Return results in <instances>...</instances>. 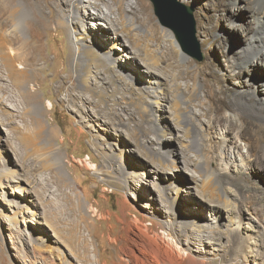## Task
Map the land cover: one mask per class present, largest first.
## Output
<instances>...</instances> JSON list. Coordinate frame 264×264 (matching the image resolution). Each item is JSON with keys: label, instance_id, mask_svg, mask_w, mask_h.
<instances>
[{"label": "rangeland", "instance_id": "1", "mask_svg": "<svg viewBox=\"0 0 264 264\" xmlns=\"http://www.w3.org/2000/svg\"><path fill=\"white\" fill-rule=\"evenodd\" d=\"M75 1L0 0V74L3 76L0 85L5 81L11 82L7 76L5 58L13 51L22 59L23 63L19 65L24 66L26 63L31 69L32 79L35 80L31 81L29 87L33 86L39 95L40 113L44 112L47 132H50L48 136L34 133L37 125L32 115L39 114L38 112H32L28 108L17 111L12 105L10 108L0 104V116L6 118L3 109L13 115L12 120L6 119L9 125L0 121V168L9 164L16 169L18 176L24 178L19 182L13 176L5 177V186L0 184V264H111L113 260L134 264L127 251L136 219L144 220L142 225L160 238L165 237L169 231L167 218L175 217V220L180 217L179 224L177 223L180 227L182 223L188 222L186 218L191 212L200 213L202 221L208 226H214L212 220L215 217L219 219L215 227L216 233L212 232L214 238L210 236L209 239L212 244L203 242L198 245L199 237L196 239L199 249L205 247L204 252L208 250L224 253L211 260L212 264H231L233 256L243 255L250 259V264H259L260 257L264 255V230L250 219L252 216L257 218L258 214L253 206H249L248 210L241 203L243 184L238 183L239 178L235 176L233 184L225 183L224 174H220L228 150V140L224 141L228 131L224 126L233 124L231 135L235 134L238 131L235 123L236 126L241 124L238 113L248 122L249 133H260L264 140V109L255 107L256 112H252V108L248 110L239 105L231 75L234 71L228 68L229 57L221 51L219 44L222 41L219 34L226 38L228 47L235 48L238 44L240 34L235 28L234 19L239 17L240 10L233 6L231 0H223L227 3L226 8L220 0H170L173 4L189 6L193 10L199 51L203 54V59L198 60L191 53L174 45L170 38L163 36L164 25L159 22L151 0H145L147 8L142 13L141 8H138L136 20L141 27L127 26L123 33L124 42L133 51H141L131 44L129 38L140 39L142 44L148 41L154 53L166 56L163 66L157 70L165 76L163 91L168 100L162 103L167 106L168 111L167 116H164L158 109L160 104L151 103L155 100V91L160 93V88L148 85L149 71L153 68L146 66L141 54L137 60L122 55V59L117 61V69L109 67V63L91 68L88 80L93 90L82 87L70 64L71 52L75 49L73 27L57 26L58 21H69ZM91 1L109 15L119 16L116 1ZM240 3L246 4V0H240ZM125 4L130 9L131 5H136V0H125ZM245 11L243 16L248 15V10ZM83 12L82 8L81 15ZM143 19L147 20V25L141 23ZM98 22V19L86 17L83 24L86 23L91 32L101 31V24ZM203 24L211 35L209 42L204 41ZM147 29L154 34L146 36ZM93 37L95 41L101 40L98 48L103 52L107 48V40L100 39L98 35ZM172 46L177 53L171 55ZM180 52H184L186 57ZM212 71L220 76V85L226 89L221 95L225 97L228 106L199 121L204 130L210 126L208 131L211 135L208 138L212 137L210 147L205 153L200 152L204 165L201 163L197 168L194 167L190 158H198L199 145L185 147L182 140L188 137L183 135L181 139L176 137L172 146L177 151V164L182 165L184 157H187L192 163L189 164L190 169L180 172V176L166 172L157 174L154 172V164L146 165L147 149H155L161 153L158 147H166L154 130L156 113H159L158 118L165 126L175 127V136L183 134L176 129L178 117L173 108L175 96L179 92L177 86L188 88L183 89L184 97L193 95L192 88L196 84L203 86L204 79L217 88V80ZM2 93L0 92L1 95ZM195 99L192 105L201 112L203 107H196L200 102L198 98ZM248 102L255 106L252 98ZM150 104L155 111H151ZM53 129L56 133H51ZM199 131L197 127L193 134L200 135ZM24 133L30 135L33 142L24 144L20 138L17 139V136ZM9 135L13 146H16L23 158V162L19 161L18 165L15 151L6 141ZM49 141L58 147L56 154L51 152ZM239 143L244 146V142ZM243 151L247 152V148L244 147ZM236 155L233 152L232 159L235 163L230 166L238 169L241 161L240 158L235 160ZM55 162L58 164L57 168ZM251 164L248 172L250 171L252 179L245 177V181H252L249 184L254 185L253 187L257 186L255 184L264 185V170L256 167L259 166L257 161H251ZM176 176L181 178V182L187 179L189 187H182V198L174 205L172 198L166 196L174 195L169 182H173ZM194 176L198 179L194 180ZM245 181L241 180L243 183ZM19 185L24 189L23 194L14 190ZM251 192H248V196L251 195L248 201L253 199ZM203 198L210 199V203ZM11 202H15L16 206L11 205ZM18 205L22 208H18ZM179 207L181 212L178 211ZM24 211L26 216L35 214L33 217L40 221L29 225L35 231L33 235L28 233L30 229L24 219L19 223L12 222L16 213L22 215ZM20 214L19 218L22 219ZM240 222V228L234 233L235 226ZM189 231L192 232L191 229ZM183 232L185 231L182 229L179 235L181 234L184 244L186 236ZM229 242L233 244V248L227 252ZM215 248L220 249L217 251Z\"/></svg>", "mask_w": 264, "mask_h": 264}, {"label": "bare ground", "instance_id": "2", "mask_svg": "<svg viewBox=\"0 0 264 264\" xmlns=\"http://www.w3.org/2000/svg\"><path fill=\"white\" fill-rule=\"evenodd\" d=\"M84 1L86 0H76L75 1L74 10L71 11L73 14L70 13L68 17L69 18L68 22L64 20L62 22L58 21L57 23V26L59 27L60 26L61 27L62 26H72L73 27V30H74L73 40L75 41V49L74 51L71 52L70 64L72 66L73 71L77 74L78 78L80 79L82 87L86 90H93V86H91L88 80V76H89L88 73H90L91 68L93 67L98 68L99 66L107 65V63H109V67L117 69V61L122 59V55L127 56V58L129 59L137 60V58L141 54L142 56H144L143 58L145 60L144 63L146 64V66L149 65L153 68V69H150L149 71L150 73L148 77V85L153 88L154 87L160 88V93L157 90L155 91V95H154L155 100L151 101V103L155 105L159 103L160 105L158 109L162 111V113L160 114H164V116H167L166 113L168 111V108L165 104L162 103V101L168 100L166 97V93L163 91V77L165 76L164 74L157 72V70L163 66L162 65L163 59L166 56L163 54L161 55L157 52L154 53L150 47L151 44L148 41L146 42V44H142L140 42V39L132 40L129 38L131 44H133L135 48L140 49L141 51H133L129 47V45L124 42L123 33L125 32L127 26L141 27L138 24L136 18L139 12L138 8H141L140 9L141 13L144 11V8H147L145 0H136V5H131L130 9H127L125 0H114L118 4V12H119V16H116V17H113L112 15H109L108 13L104 12L102 7H97V3L91 0H87L88 1L87 3H84ZM221 1H222V5L225 7L227 3L223 0H220V2ZM231 1L233 3V6H237L236 8L240 10L239 17H235L234 19L236 23L235 28L240 34V37L237 40L238 44L236 45L235 48H233L231 46L228 47L226 38H223L219 34L220 40L222 38V41H220L219 44H220L221 51L227 54L229 57V62L227 63L228 68L234 71V73H231V75L233 78V84L235 87V91L237 92L236 95H238L239 97V101H240L239 105L243 106V108H248V110L249 108H252V112H256L255 107L256 108L260 107L264 109V0H246V4H241V3L239 4L240 0H231ZM247 4H248V7H247ZM108 6H109V3H108ZM82 8L84 11L83 12L84 16L81 15L80 13ZM93 8H96V11H93ZM245 10H248L247 16H243V13H244L243 11ZM86 17L87 18L93 17L94 19H98L99 20L98 23L101 24L99 25L101 31H94V32L89 31L87 29L89 26L86 23L83 24V22H86ZM146 22L147 20L143 19L141 23L145 25ZM94 26L96 27L97 25L94 24ZM154 30H155V27H154ZM146 31L148 32L146 36L154 34V32L153 34L151 33L152 31L149 32L148 29ZM203 31L205 33L204 41L209 42L211 40V35L207 31L206 26H204V24H203ZM162 32L164 33L163 36L170 38L175 43L174 45H176L177 47H180L175 39L174 32H172V30L168 26H165V25L162 26ZM218 32L220 33L219 30ZM101 34L103 36H101ZM95 35L100 36L99 37L100 39L107 40L108 45H107V48L103 50V52H101L98 48V44L100 43L101 40L95 41L94 39L95 37H93ZM170 53L171 55L177 53V51L175 50L173 46L170 49ZM180 54L183 57H186V54L184 52H180ZM5 59L7 61V76L11 79V82L5 81L4 84L0 85V92H3L2 95L0 94V104L4 105V107L8 106L10 108L12 105V108H14L17 111H19L21 108H28V110L32 112H38L39 114L33 113L32 115V119L34 123L37 125V128L35 130L36 132L34 133H36L37 135L44 134L45 136L46 135L48 136L50 132L49 133L47 132V122L44 119V112L40 113L41 103L38 100L39 95L33 86L29 87V84L30 83L32 84L31 81L34 79V78L32 79L33 75L30 71L31 69L27 67L26 63L24 66H20L19 63H23L22 59L19 58L18 54H15V52L13 53V51L9 53ZM236 69H238L237 72H235ZM112 71H115V70H112ZM211 73L214 74V78L217 80L215 81L217 82V86H218L217 88L211 85L208 82V80L204 79L203 86L197 85V84L195 85L194 83L195 86L192 88V90L194 89L193 95L190 94V96L184 97L183 89H185L186 87L184 88L181 85L177 86L179 92L175 96L176 100L174 102L175 105L173 104V108H174V112L176 116L178 117V120L176 121V129L178 131H181L183 134H178L177 136H175L173 132L175 127L173 128V125L172 127L165 126V124L162 123L158 118L159 113L158 112L156 113L157 119L154 121V130L157 133L159 140L164 141L163 143L166 144V147L162 145L161 147H158V149L160 148L161 153L155 149L154 150L147 149L146 165L151 164V163L154 164L156 168L154 172H156L157 174H159L160 172H166V173H172L173 176L174 175L180 176L179 175L180 172H183V170L185 171L186 169H190L189 164H192V163L189 161V159H187V157H184V161L182 165L177 164L176 158H175V153H177V151L175 152L172 146L173 140L176 139V137H179L181 139L183 135L188 137L187 139L183 138L182 140V142H184L183 145L185 147L191 148L194 144L199 145L200 151L199 150L197 151L199 152L198 158L196 157L190 158V160L192 159V161L194 162V167L197 168V166H199L204 161L202 160V157H200V152L201 151L202 153L206 152L207 148L210 147V142H212V137L210 136L208 138V135H211L210 131H208L210 126L206 130H204L203 127L202 128L200 127L201 125L200 122L202 121L201 119L202 117L211 116L212 113L215 111L216 113H218L219 111L223 110L224 108L228 106L226 103L225 97L221 95L224 91H226V89L220 85V81H219L220 76L216 74V72L214 71H212ZM133 74L134 73L132 72V75ZM1 79H3V76L0 74V80ZM201 91H202V94L200 93ZM159 94H163V96ZM195 98H198L200 102L199 105L196 104L195 106L198 108L199 106L203 107L202 108L203 110L202 109H201L202 111L200 110L201 112H198L195 109V107H193L192 105V102ZM251 98L253 99L255 106H253L252 104L248 102L249 99ZM183 104L186 105V108H185V105ZM150 109L151 111H155L153 105L151 104H150ZM2 112L4 113V115H6V118L3 116H0V121L9 125V123L6 122V119L12 120L13 115H11V113L6 109H3ZM238 117L241 120V124L239 126H236V123H235V128L238 129V131L235 134L231 135V132L233 131L232 129L234 127L233 124H231L230 126L229 125L224 126L226 127L228 131V135L225 136V138L226 137L227 138L226 140H224L225 142L228 140L227 141L228 150L226 154V157H227L226 162H224L221 168L220 174H224L225 183L235 182V176L239 178V181L237 180L238 183L243 184L241 186L242 187L241 189H243V191H241L242 194H240L241 195L240 201L243 204V206H246L247 208L249 206L254 207V209L256 210L258 214V217L255 218L252 216L250 217V219L256 221L264 230V185L255 184L257 186L253 187L254 185L251 186V184H249L252 181L251 182L245 181V177L248 179H252L251 178L252 175L249 173L250 171L248 172V167L252 165L251 161L252 162L257 161V165L259 164V166H256V167H259L260 170H264V140L262 139L263 137L260 133H256L255 135L250 134L248 131L249 130L248 122L239 113H238ZM182 123L184 125H182ZM197 127L198 129H200L199 131L200 135L193 134L194 129L195 128L197 129ZM52 132L56 133V130L53 129L51 130V133ZM18 138H20L24 144L33 142L32 137L25 133L21 136H17V139ZM6 141H8V145H10L11 148L16 153V156H17L16 164L18 165L19 161L23 162V158L18 153L16 146H13L12 144L13 141L10 135L8 136ZM49 142H50L49 146L51 147V152L52 153L54 152V154H56L58 147L55 146V143L51 141ZM109 142L112 143V140H110ZM151 142L153 144V140ZM239 142H244V146H241ZM113 144L116 145L115 142H113ZM244 147L247 148V152L243 151ZM233 152L237 154L235 156V160H238L240 158V161H241L240 163L241 166L238 169H236L235 167L231 168V166H234V163H235V161H233L232 159ZM247 160L249 161L246 162ZM55 163L56 164L54 165L57 168L58 164L57 162ZM251 168H253V166ZM235 172L237 175H235ZM12 176L15 179L17 178L19 182H21V180L24 179L23 177L18 176L16 169L12 168L11 165L4 164L3 167L0 168V184L4 187L5 186L4 178L5 177L11 178ZM243 176H244V179L242 178ZM174 178L176 179H173V180L176 181L177 183H174V181L169 182L170 190L172 191V193H174V195L172 196L168 195L166 197L172 198V203L176 205L178 199L182 198V193H181V189H183L182 187L183 186L189 187V185L186 183L187 179L184 182H181V178H178L177 176ZM193 178L194 180L198 179V178H195V176ZM241 180H244L245 183L241 182ZM14 190L20 194H23L24 192L23 191L24 189L20 185L17 187H14ZM249 191H252L253 193L252 192L251 193L254 195L252 197L253 199H251L250 201H248V198L251 196V195L248 196ZM239 197L238 199H240ZM203 199L206 201L210 200L208 198L207 199L203 198ZM11 205L16 206L15 202H11ZM18 206H19L18 208H22V206L20 205ZM235 206L237 207V205ZM178 211L181 212L180 207ZM19 212H18V215L16 212H14L16 213L12 221L14 224L23 221V219L26 225H28L27 226L28 228H29V225H31V223H36V224L40 223L39 220L33 217V215L35 214H33L32 212H31L32 213L31 216L29 215L26 216L25 215L26 211H24L22 215ZM19 214L20 216L23 217L22 219L19 218ZM27 214L29 213L27 212ZM201 216L202 215L197 212L189 213L186 218L188 222L182 223V224L180 223L181 224V226L179 225L180 227L177 226V223L179 224L178 219L180 217H177L178 219H175V220H173L175 217L167 218L168 227L167 226L166 227L168 228L169 231L165 237L159 236L160 238L157 237L156 233L149 231L144 225H142L144 220L139 219V218L136 219V221L134 222L135 225L132 228L133 236L131 237V243L129 246V250L127 251L131 261L134 264H212L210 262L211 260H214V258H217L218 256L223 255L224 253L222 252L223 253L222 254L220 251H219L220 253L218 252L213 253L214 251L208 252V250H205L204 252L203 250L205 247L203 246L204 248L199 249V247H197L196 239L197 237H199L198 245L203 244V242H205V244L207 242L208 244H212V241L209 239H210V236L213 235L212 232L216 231L215 227L217 226L219 219L215 217V219H213L214 221L212 220V222H214V226L213 225L208 226V224L206 225L205 221H202ZM240 225H241V222L236 225L237 227L235 226L236 229H234V233L235 231L237 232V230L240 228ZM211 228L212 229L214 228L215 230L214 229L212 230ZM182 229L185 231L183 232L184 236H186V241L184 244L180 238L181 234L179 235V233L182 232ZM190 229L192 230V232L189 231ZM219 230L220 229H218V231ZM29 232L33 235L35 231L30 229L28 233ZM24 234L27 235L26 233ZM30 235H28L29 238H30ZM213 236L211 238H214ZM216 239H217V236H216ZM243 243H246V242H243ZM220 244L221 243L219 242V245ZM227 247L228 248L226 249V251L230 252L233 248V244L230 243V245L229 246L227 245ZM245 251L246 250H244V253ZM227 252H225V254ZM250 252H251V249H250ZM240 254L238 256H240ZM260 259L261 260L259 264H264V255L260 257ZM249 261L250 259H248L244 255L241 257L233 256L231 260V264H250ZM253 263L255 264V262ZM104 264H110V263L104 262ZM111 264H124V262L123 261L116 262L113 260Z\"/></svg>", "mask_w": 264, "mask_h": 264}, {"label": "water", "instance_id": "3", "mask_svg": "<svg viewBox=\"0 0 264 264\" xmlns=\"http://www.w3.org/2000/svg\"><path fill=\"white\" fill-rule=\"evenodd\" d=\"M154 11L162 25L170 27L181 49L202 60L197 41V25L189 6L173 4L170 0H151Z\"/></svg>", "mask_w": 264, "mask_h": 264}]
</instances>
